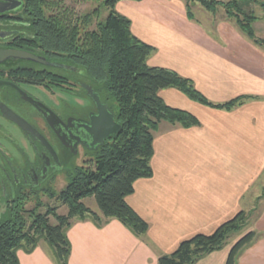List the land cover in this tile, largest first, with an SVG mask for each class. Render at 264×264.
I'll list each match as a JSON object with an SVG mask.
<instances>
[{
  "label": "crops",
  "instance_id": "1",
  "mask_svg": "<svg viewBox=\"0 0 264 264\" xmlns=\"http://www.w3.org/2000/svg\"><path fill=\"white\" fill-rule=\"evenodd\" d=\"M241 2L255 16V37L264 39V0ZM114 11L130 21L133 36L153 47L148 66L191 80L214 105L244 100L231 109L214 108L177 89L160 90L167 106L190 113L199 124L161 122L154 132L153 174L136 180L125 198L148 224L146 234L137 237L116 219L101 226L90 218L73 220L66 230L67 264H157L182 240L211 234L240 211L249 214L242 235L253 231L256 238L236 264H264V47L241 33L220 5L211 13L195 1L120 0ZM92 201L85 206L100 215ZM239 237L195 264H225ZM16 255L19 264H58L43 240Z\"/></svg>",
  "mask_w": 264,
  "mask_h": 264
},
{
  "label": "trees",
  "instance_id": "2",
  "mask_svg": "<svg viewBox=\"0 0 264 264\" xmlns=\"http://www.w3.org/2000/svg\"><path fill=\"white\" fill-rule=\"evenodd\" d=\"M118 1L103 0L101 6L107 10L106 17L92 29H87L97 14L96 9L78 16L75 20H82L81 23L71 25L62 21L71 20L67 12L53 14L57 2L28 0L30 14L47 20L38 30L42 34L43 47L69 54L75 65L85 72L88 83L99 93L101 100H114L117 107L115 119L121 129L94 152L92 159L76 169L62 190H51L46 194L47 198L66 207L65 215L58 214L55 207L38 212L44 204L36 201L33 209L10 213L7 219H0V264H19L17 251L24 249L30 252L41 240L49 245L58 264H67L70 245L66 230L73 220L90 218L101 226L110 219H116L137 237H144L148 224L126 203L125 198L133 193L136 180L153 174L150 160L154 132L161 122L183 128L199 124L190 113L167 106L158 92L174 88L197 103L224 109H231L244 100L239 97L226 104L214 105L195 89L191 80L166 68L148 66L146 59L153 47L133 36L130 21L114 11ZM193 1L211 13L217 6H222L226 17L234 20L241 33L264 47V39L256 38L252 28L255 16L244 9L242 0H186L187 3ZM187 12L191 18L190 10ZM51 20L60 21L54 24ZM89 197L94 199L100 215L83 203ZM51 217L55 224L50 222ZM248 219L249 214L240 211L211 234H196L182 240L172 253L160 256L157 264H195L202 257L221 250L232 235L245 228ZM255 238L253 231L239 237L232 245L225 264H236L241 252Z\"/></svg>",
  "mask_w": 264,
  "mask_h": 264
},
{
  "label": "flooded vegetation",
  "instance_id": "3",
  "mask_svg": "<svg viewBox=\"0 0 264 264\" xmlns=\"http://www.w3.org/2000/svg\"><path fill=\"white\" fill-rule=\"evenodd\" d=\"M28 4V0H0V216L24 213L28 201H41L57 182L75 143L78 153L91 152L82 146L88 139L83 125L95 112L82 88L89 84L83 78L86 74L69 54L43 47L38 30L47 20L32 16ZM27 55L78 69L36 63ZM80 98L79 107L70 104L81 102ZM19 119L31 128H24Z\"/></svg>",
  "mask_w": 264,
  "mask_h": 264
},
{
  "label": "rangeland",
  "instance_id": "4",
  "mask_svg": "<svg viewBox=\"0 0 264 264\" xmlns=\"http://www.w3.org/2000/svg\"><path fill=\"white\" fill-rule=\"evenodd\" d=\"M52 1L57 2V3H55L56 6H54V8H53V14L67 12L68 16L71 18V20H75L78 16H83L85 14L92 13L96 9L97 14H96V16L92 17L90 24L87 25V29H92L97 22L103 21L107 15L106 10L101 6L100 0H52ZM257 6H259V5L257 4ZM256 8H255L256 9L255 11L258 10V7H256ZM193 12L195 15L198 14L197 10H195V9L193 10ZM81 21L82 20H75V22H77V23H81ZM83 78H84V80L89 82V80L86 79L87 77L84 76ZM81 94L82 95H80V96L85 98V95H83L84 92H81ZM80 100H81V102L72 101L70 104H73L75 107H79L80 104L83 103L81 98H80ZM107 102H108V105H109L110 109L112 110V112H116L117 107H116V103L114 102V100L108 99ZM93 157H94V152H87V154H85V155L82 154L81 152H79L75 155L74 154L69 155V157L65 163L64 169H62L58 172L57 182L54 181L55 184L51 187L49 186V188H51L50 190H52L54 192H58V191L62 190L66 186V184L68 183L70 177H72L75 174L76 169L84 166L85 161L92 159ZM45 187H47V186H45ZM92 200L93 199H86L83 202L86 206H90V205H92V202H93ZM40 202L42 204H44V206H41L38 209V212L43 213L46 211V208H51V207H55L56 212L58 214H61V215H65L67 212V209L65 206H63L60 202H58L54 199L47 198L46 195H44L42 197ZM34 203L35 202L32 200L28 201L26 208L28 210H30L33 207ZM93 204H94V208L97 209L95 203H93ZM1 218L7 219L8 215L1 216ZM50 222L52 224H55V220L52 217L50 218ZM242 232L243 231H240L237 234L232 235L230 238H233V236H236V237L242 236Z\"/></svg>",
  "mask_w": 264,
  "mask_h": 264
},
{
  "label": "water",
  "instance_id": "5",
  "mask_svg": "<svg viewBox=\"0 0 264 264\" xmlns=\"http://www.w3.org/2000/svg\"><path fill=\"white\" fill-rule=\"evenodd\" d=\"M23 57V56H20ZM27 58L33 62L49 65V66H56L59 69L71 70L75 71L78 69L74 66H67L63 64H53L48 63L45 58L27 55ZM82 88L86 91L89 99L92 101L93 106L95 108V112H91L89 114V121L85 125H83V129L88 136L87 142L82 143V146L85 147L87 150L91 152L97 151L101 146L105 144L107 140H109L113 135H115L121 129V125L115 119V113L112 112L107 102L102 101L101 97L98 92H96L90 84H83ZM25 99L29 102H32V99L24 95ZM57 118V117H56ZM22 121V119H19ZM48 122L52 124V121L47 118ZM24 128L31 126L26 123L25 121L19 122ZM62 143L67 147L68 145L64 142L63 136H60ZM77 143H75L71 149V154H77ZM54 153V157L56 161L59 163L58 158ZM0 219L1 216H0Z\"/></svg>",
  "mask_w": 264,
  "mask_h": 264
}]
</instances>
